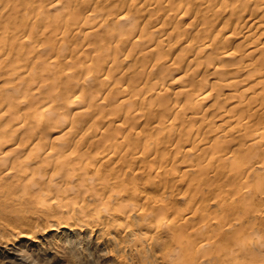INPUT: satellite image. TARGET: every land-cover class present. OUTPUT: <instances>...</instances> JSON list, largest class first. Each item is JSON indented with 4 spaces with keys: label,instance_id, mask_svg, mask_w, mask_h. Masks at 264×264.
<instances>
[{
    "label": "bare ground",
    "instance_id": "bare-ground-1",
    "mask_svg": "<svg viewBox=\"0 0 264 264\" xmlns=\"http://www.w3.org/2000/svg\"><path fill=\"white\" fill-rule=\"evenodd\" d=\"M175 1L0 0L1 214L10 213L18 219L30 213L27 209L32 205L46 212L58 209L65 214L64 227L99 231L105 239L110 233H128L127 220L137 213L150 228L161 227L169 239H155L151 244L153 238L148 241L144 237L157 264H237L242 253L264 260V240H256L264 232V212L248 201L258 197L256 179L264 176V122L249 121L255 115L264 117V2L195 0V6L206 7L205 12L212 9L214 16L225 6L250 3L252 15H235L230 31L222 24L213 33L207 32L205 18L198 25L193 21L196 27L190 41L198 43L190 52L196 56L185 61L181 60L184 54H176L175 61L185 66L183 78L173 76L169 81L162 57H151L148 47L158 53L168 48L180 31L172 28L163 38H156L151 33L163 31L164 22L154 25L149 33L145 22L154 10L178 21L184 19L190 1ZM106 2L113 7L97 14ZM254 13L257 16L250 19ZM108 25L114 28L106 29ZM76 35L81 39L78 47H63ZM47 41L50 43L45 44ZM111 43L132 47L118 57L116 47H109ZM237 53L249 73L243 79L254 84L237 94L236 103L224 110L221 106L225 104L219 105L224 97L220 96L224 87L236 84L230 75L236 72ZM43 54L46 59L37 69L33 65ZM202 55L205 59L198 61ZM132 57V70L111 74L115 63H126ZM71 73L76 79L101 76L99 93L71 84ZM174 85L177 90L169 97ZM39 96H44V102ZM145 102L144 116L138 109ZM244 102L245 107L237 111L235 107ZM63 104L72 113L66 131L55 136L54 127L43 134L60 122L48 120L52 115L58 118L56 111ZM216 106L225 112H213ZM30 109L39 111L36 118L31 117ZM142 117L154 121L148 133L140 122ZM93 118L99 121H90ZM207 136L213 139L208 145ZM13 138L15 154L9 157L1 150ZM175 148L189 157L178 169L179 178H188L186 192L191 195L185 203L197 200L191 211L175 208L171 214L168 198L151 202L133 183L137 174L146 173L149 179L141 186L164 193L169 185L159 175L170 168L167 152ZM250 178L254 180L249 182ZM19 189L22 196H17ZM126 193L145 198L147 205L124 204L120 197ZM9 201L18 205V210L8 208ZM6 246L3 260L22 264ZM115 259L118 264H129L124 255Z\"/></svg>",
    "mask_w": 264,
    "mask_h": 264
},
{
    "label": "rangeland",
    "instance_id": "rangeland-1",
    "mask_svg": "<svg viewBox=\"0 0 264 264\" xmlns=\"http://www.w3.org/2000/svg\"><path fill=\"white\" fill-rule=\"evenodd\" d=\"M189 1H190L189 2L190 5L188 6V11L186 12L187 14L185 15L184 19H181L180 21H178L176 18L172 17L171 15H164V13H162L161 10L157 12H155L154 10L151 12L152 15L149 18V21L145 22V24L147 23V25H145L146 33L152 32L154 25H156L157 23L164 22L165 29L163 31L156 30L151 33L156 38L158 37L163 38L162 37L163 34L166 31H172L171 30L172 28L173 30L178 29V31H180L177 32V36L174 35V37H172L173 39L168 48L161 49L158 53H156V51H154L151 47H148V51L152 53L151 57H154L155 55H159L162 57L163 64L161 66L168 71V73H166L168 80L173 76L175 79L180 78L182 69H185V66L183 64L182 66H180L181 63L179 61L178 62L175 61L176 54H182V55L184 54V57L181 60L185 59V61H187V59L193 60V58H195L196 56V55L195 56L192 55V53L190 52V49L193 48L198 43L197 40L190 41V39L192 38L191 32H193L196 27L193 21L197 22L198 25L199 22L202 21L203 18H205L204 20L207 21L206 24L207 32L213 33L215 29L222 26V24L227 26V29L230 31L232 27L231 21L234 22L235 15H241V14H243L244 16L252 15L251 11H248L249 9L248 6L250 5V3L246 5L244 4V2H240L239 4L236 5V7L233 8L232 5L225 6V8L219 9L217 11V14L214 16L212 9L205 12L206 7L202 8L204 6H195V0H189ZM176 2L177 1L172 0V3H176ZM259 2L263 3L264 0H259ZM110 3L111 2L108 3L106 2L101 7H99V10L101 12H98L97 14H101L102 12L111 9L113 5ZM52 12L54 11H50L49 13ZM256 14L254 13V15L250 19L255 18L257 16ZM130 18L131 17H127V20H130ZM139 22L140 24L142 23V21H137V24H139ZM112 28H114V26L108 25L106 29H112ZM143 35L145 36V33H143ZM188 42L189 45H187ZM48 43L50 42L49 41L45 42V44ZM80 43H81L80 35H76L70 43H63V47H67V46L78 47ZM92 43H94L93 39H92ZM114 46L116 47L115 52L116 53L119 52L117 55L118 57H121L126 52L130 51L132 47V45H121V43H111L109 47H114ZM229 48H232V45H229ZM239 57H241V53L236 54V56L234 57L235 58L234 61L238 60ZM45 59H46V54L41 55L39 59L40 61L34 64L33 66H35L37 69H40ZM202 59H205L204 55L200 56L198 61ZM133 63H134V57H132V60L127 61L126 63H115V66L111 70V74L115 71L119 72L122 70H126V71L132 70L134 68ZM85 65L86 64H84V66ZM178 67L180 69H177ZM233 68H235L236 72H233L234 73V74L232 73L233 76L232 75L230 76L231 78L233 77L232 78V80L234 81L233 83L236 84L234 86L224 87V90H222L221 92L222 95L220 96L221 97L220 99L222 100L224 97L223 100L224 102L222 101L219 103L220 106L221 103L225 104L221 106L223 107L222 109H224L225 107L224 110H226L229 105L236 103L238 97L237 94L238 95L240 93L243 94L242 92L244 90L249 89V87L251 88V86H253L254 84V81H249V80L247 81V79H243V77L247 76L249 73L243 68L242 64L239 63V60L237 65L234 66ZM131 76H135V74ZM71 77H73V81L71 82V84L74 85L79 84L82 85L84 89H86L89 92L99 93V88L102 81V79H100L101 76L93 75L88 79H83V78L76 79L74 78L75 74L71 73ZM234 77L236 78V81ZM127 78L128 77L121 80V83L124 82ZM176 87L177 85H174L173 88L169 90L168 93L169 97H172V95H174V92L177 90ZM65 90L67 89L65 88L63 91ZM69 94L70 93H66L65 96ZM39 98L41 99V101L44 102V96H39ZM225 101L227 103H225ZM206 104L207 102L205 103V105ZM146 105L148 104L145 102V104L141 106L140 109H138L141 114H144V116L147 112ZM245 105L246 102H244L242 105L239 104L238 108L235 107V109L239 111L240 109H243ZM220 106H219V110L221 109ZM253 106L254 105H252V108ZM216 108L217 106L213 108V112H215ZM23 110L24 108L21 110V112H23ZM219 110L216 109V111L218 112ZM224 110L223 111L221 110L219 113L225 112ZM30 112H31V117L38 116L39 114V111H36L34 113V111H32L31 109ZM56 113H58V118H56L55 115H52L51 119L48 121H54V122L60 121V122H56L50 125L47 129H45V131H43V134L47 135L49 132H51V130H53L54 127H57V131H56L57 133H55V136H61L66 131L67 129L66 121H70L72 116L71 109L67 108L65 104H63V106L59 108L56 111ZM142 118H144V120H141L140 122L142 124L144 123L143 126L145 127V133H148V131L152 130V127L154 126V121L153 120L146 121L145 117ZM6 119L3 121L4 122L7 121ZM263 120L264 117L255 115V117L252 116L249 121H251L250 123L256 124V123H263L264 122ZM90 121H99V120L97 118H93ZM11 125H13V123ZM97 126H100L102 128L100 122L97 123ZM111 126L112 129L116 128L115 127L116 124H111ZM210 139H212V136H207L205 140V144L208 145ZM15 142H16V138L9 140L6 146L3 147L1 152L7 153L9 157L11 155L10 153L14 155L15 153L13 154L12 151L13 148L16 146ZM179 149L175 148V151L173 152L166 151L168 153L167 161L170 164V168L167 170V172H164L163 170L159 175L160 180L165 181L169 185L164 193L160 194L156 190L141 186L142 182L145 181L146 183L147 180L149 179L148 177H146L147 176L146 173L137 174L135 176V180L133 183L134 189L137 190V192L139 193H144V195H146L149 201L151 202H153L155 199H159L160 197L168 198L170 202L169 211L171 214L174 212L175 208H181L182 210L185 211L184 213L191 211L193 204L197 200L196 199L191 205H187L185 203L189 200L191 195L189 192H186L188 178L186 177L179 178L178 169H179V163L184 161H189V157H185V154L180 152ZM33 170L34 169L32 167L29 171L31 172ZM130 174L131 171L126 172L127 177H129ZM253 180L254 178H250L248 181L251 182ZM256 180L258 186L257 188L258 197L257 198L255 197V200L251 198L248 201L250 200L253 201L254 204L256 205L254 207H257L259 210L264 212V176L259 175L258 179ZM34 190L29 189V191H34ZM21 193H22L21 189H19L17 196L18 195L22 196ZM208 198L210 199V197ZM121 200L122 202H124V204L127 205L137 204V207L141 206V202H144L143 203L144 207L145 205H147L145 203V198L140 197L139 199H136V197L133 198V196L130 195L129 193L121 194L120 201ZM8 203L9 204L11 203L10 205L8 204V208H17L18 210L19 206L16 205L14 202L9 201ZM6 208L7 206L5 207V209ZM57 210L58 209H54L55 213L49 210L46 212V209L40 208V206L35 207L34 205H32L31 209L29 210L27 209V211H30V213L24 214L25 216L20 215L18 219L14 215H11L10 213L5 215V214H1L2 212H0V264H8L5 259L3 260L4 257L3 254H5V250L3 248L4 245H7L6 247L8 249H12L11 253L15 254L17 256V259L19 258L18 261L22 262V264H118L117 260L115 259L117 255H121V256L124 255V257L127 258L129 264H157L156 261H154L152 257H150L151 252L149 253L148 246L144 241V237L145 240L148 241L150 238H153L151 244L155 242V239L159 241L169 240L168 237H166L162 232L161 227L158 229L157 228L152 229L150 228L148 222H146L149 226L148 229L145 223V217L140 218L141 216L136 215L137 213H134L133 215L131 214L129 221L127 220L128 231H129L128 233L121 235L120 232L110 233L108 231L110 234H108V237H105V239H103L104 237H101L102 235L100 236L99 231H90L86 229L79 230V229H72L70 227L68 228L64 227V225H62L61 223L65 221L63 218V216L65 217V214L61 213L62 211L60 212ZM32 233L34 235H32ZM149 233H151V235ZM260 234L263 235H258L256 237L257 243L262 242L264 240V232H261ZM242 254L243 255H239L241 259H239V262L237 264L239 263L264 264V260H262L263 258H261L260 260H255L252 259L251 256L248 255L246 256L245 253ZM164 263L167 264L166 261L163 262L162 264Z\"/></svg>",
    "mask_w": 264,
    "mask_h": 264
},
{
    "label": "snow or ice",
    "instance_id": "snow-or-ice-1",
    "mask_svg": "<svg viewBox=\"0 0 264 264\" xmlns=\"http://www.w3.org/2000/svg\"><path fill=\"white\" fill-rule=\"evenodd\" d=\"M123 227H127V225H124Z\"/></svg>",
    "mask_w": 264,
    "mask_h": 264
}]
</instances>
